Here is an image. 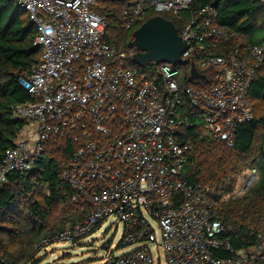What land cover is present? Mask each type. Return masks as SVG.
Masks as SVG:
<instances>
[{
	"label": "built area",
	"instance_id": "2783aa9c",
	"mask_svg": "<svg viewBox=\"0 0 264 264\" xmlns=\"http://www.w3.org/2000/svg\"><path fill=\"white\" fill-rule=\"evenodd\" d=\"M15 1L29 14L42 57L20 78L35 101L15 105L13 116L31 129L7 150L0 185L11 170L33 168L51 134L70 135L80 147L64 176L75 189H96L83 225L59 240L90 234L114 217L124 229L121 248L132 249L103 264H163L151 244L163 250L164 264H264V236L236 249L218 208L249 193L259 170L239 172L234 190L219 201L183 176L192 149L188 129L233 145L237 128L253 120L249 90L264 47L221 24L212 5L193 11L194 0H125L123 28L142 24L152 11L170 14L186 40L182 63L142 71L130 66L133 53L104 39L101 0ZM193 68L200 76L190 81Z\"/></svg>",
	"mask_w": 264,
	"mask_h": 264
},
{
	"label": "trees",
	"instance_id": "16d2710c",
	"mask_svg": "<svg viewBox=\"0 0 264 264\" xmlns=\"http://www.w3.org/2000/svg\"><path fill=\"white\" fill-rule=\"evenodd\" d=\"M125 4V0H101L98 12L108 22L104 39L132 54L129 42L141 23L131 29L122 27L120 17ZM206 5L214 6L219 22L235 30L244 42L264 47L263 4L255 0H194L192 10ZM187 14L185 18L190 12ZM155 15L150 12L142 23ZM163 16L173 20L181 31L179 18ZM36 34L21 5L15 0H0V165L7 150L30 131L26 129L28 124L14 118L13 107L35 101L20 78L41 61L42 48L35 46ZM130 62L131 67L142 71L159 67L157 63L139 66L132 58ZM249 99L254 118L237 128L233 145L204 136L200 129H188L192 149L183 171L185 179L208 186L210 198L219 201L234 190L239 172L247 167L259 170L260 178L249 193L218 206L236 249L253 245L258 234L264 236V61L249 90ZM44 144L33 168L11 170L0 185V264L40 263L38 254L55 242L68 241L56 239L65 232L75 234L91 210L95 186L80 191L64 176L79 143L70 135L51 134ZM65 205L71 207L69 214L52 224L58 212L66 211ZM88 236L77 235L73 244Z\"/></svg>",
	"mask_w": 264,
	"mask_h": 264
},
{
	"label": "rangeland",
	"instance_id": "374dc122",
	"mask_svg": "<svg viewBox=\"0 0 264 264\" xmlns=\"http://www.w3.org/2000/svg\"><path fill=\"white\" fill-rule=\"evenodd\" d=\"M187 15L186 12L182 14L183 17ZM26 129L29 131L31 127L27 125ZM65 206H67L66 211L61 210L58 212L54 216L52 224L60 223L69 214L71 207L70 205ZM153 227L158 241H160V226L154 221ZM123 234V226H117L114 217H110L108 221L99 224L96 230L90 233L88 237L82 238L79 243L73 244V240L50 243L51 245L38 254L41 260L38 264H103L110 254L121 255L132 249L130 246L121 248ZM151 248L155 257L161 258L164 264L165 256L163 250L158 248L156 244H151ZM32 264L37 263L33 262Z\"/></svg>",
	"mask_w": 264,
	"mask_h": 264
},
{
	"label": "water",
	"instance_id": "95a60500",
	"mask_svg": "<svg viewBox=\"0 0 264 264\" xmlns=\"http://www.w3.org/2000/svg\"><path fill=\"white\" fill-rule=\"evenodd\" d=\"M129 46L134 49L132 59L139 66L163 62L180 64L183 62L186 40L179 33L173 20L155 15L134 30ZM199 76L197 70L193 68L190 81Z\"/></svg>",
	"mask_w": 264,
	"mask_h": 264
},
{
	"label": "crops",
	"instance_id": "0c3cea01",
	"mask_svg": "<svg viewBox=\"0 0 264 264\" xmlns=\"http://www.w3.org/2000/svg\"><path fill=\"white\" fill-rule=\"evenodd\" d=\"M133 60V59H132Z\"/></svg>",
	"mask_w": 264,
	"mask_h": 264
}]
</instances>
